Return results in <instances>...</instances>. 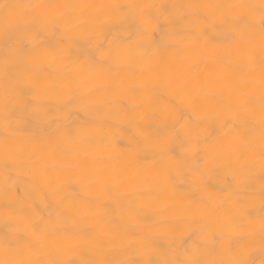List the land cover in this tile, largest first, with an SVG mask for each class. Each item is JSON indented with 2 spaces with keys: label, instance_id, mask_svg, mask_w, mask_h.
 I'll return each mask as SVG.
<instances>
[{
  "label": "clouds",
  "instance_id": "obj_1",
  "mask_svg": "<svg viewBox=\"0 0 264 264\" xmlns=\"http://www.w3.org/2000/svg\"><path fill=\"white\" fill-rule=\"evenodd\" d=\"M0 264H264V0H0Z\"/></svg>",
  "mask_w": 264,
  "mask_h": 264
}]
</instances>
